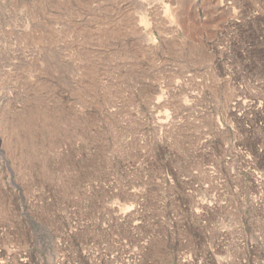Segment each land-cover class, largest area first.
<instances>
[{
  "label": "rangeland",
  "instance_id": "obj_1",
  "mask_svg": "<svg viewBox=\"0 0 264 264\" xmlns=\"http://www.w3.org/2000/svg\"><path fill=\"white\" fill-rule=\"evenodd\" d=\"M0 264H264V0H0Z\"/></svg>",
  "mask_w": 264,
  "mask_h": 264
}]
</instances>
